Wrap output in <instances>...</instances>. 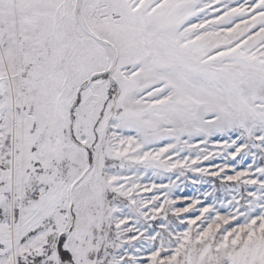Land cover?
Returning <instances> with one entry per match:
<instances>
[{"label": "snow or ice", "instance_id": "snow-or-ice-1", "mask_svg": "<svg viewBox=\"0 0 264 264\" xmlns=\"http://www.w3.org/2000/svg\"><path fill=\"white\" fill-rule=\"evenodd\" d=\"M0 264H264V0H0Z\"/></svg>", "mask_w": 264, "mask_h": 264}]
</instances>
